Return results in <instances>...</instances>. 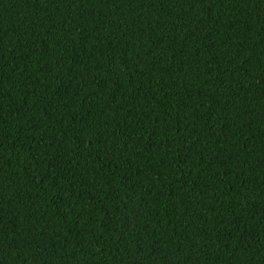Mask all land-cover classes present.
Here are the masks:
<instances>
[{
  "label": "trees",
  "instance_id": "trees-1",
  "mask_svg": "<svg viewBox=\"0 0 264 264\" xmlns=\"http://www.w3.org/2000/svg\"><path fill=\"white\" fill-rule=\"evenodd\" d=\"M0 264H264V0H0Z\"/></svg>",
  "mask_w": 264,
  "mask_h": 264
}]
</instances>
